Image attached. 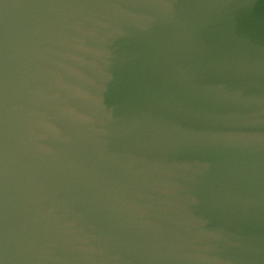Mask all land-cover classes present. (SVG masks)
Returning <instances> with one entry per match:
<instances>
[{
    "label": "water",
    "instance_id": "water-1",
    "mask_svg": "<svg viewBox=\"0 0 264 264\" xmlns=\"http://www.w3.org/2000/svg\"><path fill=\"white\" fill-rule=\"evenodd\" d=\"M0 264H264V0H0Z\"/></svg>",
    "mask_w": 264,
    "mask_h": 264
}]
</instances>
